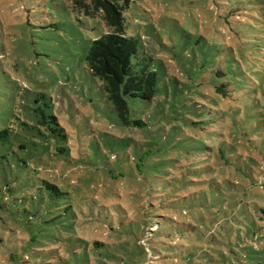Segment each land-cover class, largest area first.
<instances>
[{
  "label": "rangeland",
  "instance_id": "374dc122",
  "mask_svg": "<svg viewBox=\"0 0 264 264\" xmlns=\"http://www.w3.org/2000/svg\"><path fill=\"white\" fill-rule=\"evenodd\" d=\"M125 19L138 39L134 69L158 76L152 99L127 98V123L86 60L108 31L100 14L73 0H0V130L11 126L12 140L20 133L13 146L0 145V181L12 187L0 190V264H207L217 245L231 261L243 254V231L223 237L221 225L237 217L220 193H194L199 182L176 205L169 197L182 180L209 178L207 158L218 169L229 159L228 176L255 159L264 175V0H132ZM43 114L57 116L68 135L53 137L50 149L21 129ZM45 181L70 193L71 210L41 199L56 193ZM27 212L56 217L57 235L19 242L16 220ZM155 215L174 222L161 220L154 233Z\"/></svg>",
  "mask_w": 264,
  "mask_h": 264
},
{
  "label": "trees",
  "instance_id": "16d2710c",
  "mask_svg": "<svg viewBox=\"0 0 264 264\" xmlns=\"http://www.w3.org/2000/svg\"><path fill=\"white\" fill-rule=\"evenodd\" d=\"M73 3L76 7L83 9L88 16L95 17L100 14L107 26V33L93 40L86 60L92 75L98 77L103 82V88L108 101L113 104L119 117L127 123L129 121L127 98L140 97L149 100L152 99L155 96L158 82V76L155 71L148 70L147 68L136 71L133 67L132 58L138 51V39L136 35L128 34L125 19V11L131 7L132 0H73ZM21 124L23 125L21 129L27 133L26 135L32 134L33 132L35 133V138L43 139L45 145L43 143L42 145L44 148L50 149L53 137H61L64 140L68 138L65 128L55 115L43 114L41 119L38 118V120L36 119L33 123L23 120ZM40 126L43 127V129ZM13 130L11 126H5L0 130L1 146L5 147L7 143H10L12 146L14 145V141L18 139L16 137L20 136V133H15V140H12L10 133H12ZM30 142L31 141L26 137L18 146L26 148V143L30 144ZM32 143L35 144L36 141L33 140ZM61 149L63 150V148ZM211 150H214V147H211ZM217 152L216 149L215 154L218 155ZM3 156L5 157V155ZM222 158L219 169L215 167L217 163L213 162L212 158L206 159L208 162L202 165V168L206 176H209L208 179L200 181L198 178L201 176H194L192 179L179 182L178 186H176V196L169 197V205H176L175 203L177 201L186 199L188 193H192L191 190L197 188L199 182H203L198 191L194 193H220V199L227 202L228 205L226 207L230 206L233 214L237 217L236 222L228 217L224 223L226 226L224 227L221 225L222 228L226 229V233L225 231L222 233L223 237L227 235L225 237L231 241L232 235L236 233V231L241 230L245 237L249 238V242H246L242 247V249H244L243 254L238 255L237 253L233 261L227 259L222 246L217 245L219 253L210 256L213 260L211 261V259H208L210 262L207 264H234L236 262H238V264H264V226L262 225V223H264V175L259 172L260 163L255 159H251L252 162L250 161L248 167L243 168L240 165H234V171L229 172L228 176L226 169L231 168V166H229L231 165V161L226 157ZM232 174L233 177H231ZM45 183L47 188L53 189L56 193H42L41 199L48 204L54 202L55 199H62L63 204L67 205L64 207L65 210H71L73 206L72 201L66 200L70 198V193L62 192L58 186L54 184L46 181ZM6 186L7 183L1 184L0 181V190L2 188L4 190H12V187ZM40 189H42V186ZM184 190L189 191L188 193L181 194ZM44 195H46V198ZM173 197L178 199L171 200ZM18 199L20 198H15V200ZM83 203L86 204L85 201L78 202V207L83 209ZM14 204L18 205L19 202L14 201ZM0 205L3 204L0 203ZM92 205L101 207L95 199H93L91 206ZM119 206H121L119 203L111 205V207L116 208V210L120 212L122 207L118 209ZM111 207L105 206L106 209H111ZM27 213L29 216L24 218L23 221L19 222L18 219L16 220L19 227L17 229V240L19 242L22 240L21 238H26V240H28L27 243H38L53 239L57 235L55 232L56 230L52 227V224L55 225L53 222L56 217H49L47 219V217L42 218L41 214L38 212ZM51 213L52 212H47L45 215L48 216ZM63 213L58 214L57 218L59 216L62 217ZM82 213L84 214V212ZM243 215L245 218L242 217ZM39 218L42 224H37L38 229H34L33 222ZM153 219L154 220L151 222L152 225H150L149 228L155 225L156 228L153 230L154 233L161 229V220H163L166 225L174 222L172 218L166 215H155ZM88 220L87 218V221ZM21 222H24V225ZM163 232V230L160 232V236L167 234ZM237 235L239 236V234ZM56 239L57 242H62L61 239ZM225 242L226 240L224 239L222 243ZM93 244L98 247L105 243L96 239L93 240ZM172 245L173 244H165L163 246L168 249L169 246L171 247ZM1 246L0 244V248ZM41 246L42 245L38 244L35 245V247H39L38 249H40ZM52 250L53 249H50L49 252H52ZM37 252L40 251L37 250ZM205 253L206 249L201 252V254ZM53 257L55 258V255ZM60 260H62V258H60ZM175 263L174 261V264ZM187 264H205V262L201 260L200 257H192Z\"/></svg>",
  "mask_w": 264,
  "mask_h": 264
}]
</instances>
